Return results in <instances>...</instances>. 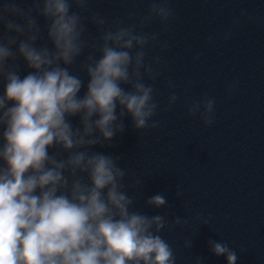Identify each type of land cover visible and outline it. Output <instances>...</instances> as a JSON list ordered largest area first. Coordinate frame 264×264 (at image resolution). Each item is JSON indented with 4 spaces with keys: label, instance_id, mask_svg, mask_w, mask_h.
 Returning a JSON list of instances; mask_svg holds the SVG:
<instances>
[{
    "label": "clouds",
    "instance_id": "1",
    "mask_svg": "<svg viewBox=\"0 0 264 264\" xmlns=\"http://www.w3.org/2000/svg\"><path fill=\"white\" fill-rule=\"evenodd\" d=\"M88 3L32 0L24 8L18 0H0V264H176L161 235L164 216L135 210L118 158L93 150L123 132L125 115L137 130L158 125L152 119L153 87L144 79L159 75L153 68L158 61L145 59L157 34L92 12L98 55L81 64L88 77L81 94V76L69 66L87 44L77 9ZM37 16L46 26L40 44ZM172 16L169 0H150L139 24L153 18L164 24ZM18 57L30 69L23 76ZM176 99L172 93L169 104ZM214 103L194 100L187 112L208 125ZM72 117L78 118L75 126ZM55 147L63 154L50 151ZM165 203L160 192L146 199L157 208ZM208 245L225 264H236L237 253L227 242L209 239ZM194 264H203L199 256Z\"/></svg>",
    "mask_w": 264,
    "mask_h": 264
},
{
    "label": "water",
    "instance_id": "2",
    "mask_svg": "<svg viewBox=\"0 0 264 264\" xmlns=\"http://www.w3.org/2000/svg\"><path fill=\"white\" fill-rule=\"evenodd\" d=\"M18 3L32 7V0ZM149 3L89 0L87 8L77 9L87 44L69 68L81 76V94L88 79L81 64L99 43L92 12L157 34L156 42L146 46L145 59L158 61L153 68L159 75L144 79L153 87L157 111L152 119L158 125L137 130L125 115L123 132L93 150L118 158L135 210L164 216L161 235L176 264H194L197 256L203 264H225L223 256L209 250V239L235 249L236 264H264V0H169V21L153 18L140 25ZM37 21L40 44L46 26L43 17ZM15 64L21 76L30 71L19 57ZM172 93L177 99L169 104ZM203 98L215 101L208 125L198 113L187 112L192 101ZM71 120L78 123L77 117ZM50 151L63 154L58 147ZM156 192L166 198L159 208L146 204Z\"/></svg>",
    "mask_w": 264,
    "mask_h": 264
}]
</instances>
